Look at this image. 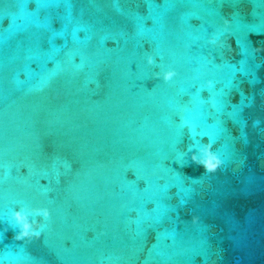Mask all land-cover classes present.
I'll return each mask as SVG.
<instances>
[{
    "label": "water",
    "instance_id": "95a60500",
    "mask_svg": "<svg viewBox=\"0 0 264 264\" xmlns=\"http://www.w3.org/2000/svg\"><path fill=\"white\" fill-rule=\"evenodd\" d=\"M0 264H264V0H0Z\"/></svg>",
    "mask_w": 264,
    "mask_h": 264
}]
</instances>
